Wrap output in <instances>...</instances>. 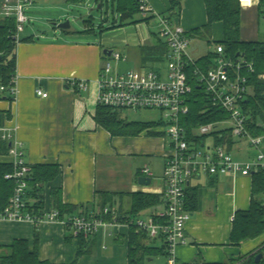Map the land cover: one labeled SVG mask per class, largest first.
Segmentation results:
<instances>
[{"label": "crops", "instance_id": "0c3cea01", "mask_svg": "<svg viewBox=\"0 0 264 264\" xmlns=\"http://www.w3.org/2000/svg\"><path fill=\"white\" fill-rule=\"evenodd\" d=\"M3 1L0 0V23L5 19L2 15ZM29 1L31 4L25 9L29 22L19 34L16 48V97L10 100L5 91H1L0 85V164L13 167L14 158L9 156L10 143L1 138L4 130H7L23 144L25 161L31 167L59 168V176L48 185L44 194L47 209H55L50 197L51 190L61 189L62 202L70 209H66V216L98 213L112 208L124 219L141 220L145 214H148L147 220L155 217L163 209L164 170L170 155L163 121H128L124 115L126 111H119V120L127 124H161L138 136L113 135L97 123L96 116L99 108L98 80L112 52H119L123 56V61L115 66L118 73H126L119 70L120 64L125 62L135 67L132 70H155L166 74L167 46L157 32V22L153 19L137 23L123 20L114 4L112 16L107 11L106 16L101 17L103 24L98 27L92 14L86 19L84 14L79 13L83 24L79 23L78 29L71 23L78 18L75 9L89 11L95 2L103 12L106 0ZM145 1L154 12L169 16L187 33L207 24L204 0H184L180 10L174 11H171V0ZM259 3V0H250L242 6V11L259 9ZM139 19L140 16L135 18ZM67 21L70 22L69 29L58 28L59 24ZM220 27L221 38L213 34L212 40H209L211 37L190 38L193 59L198 61L210 53H216L217 46L211 50V45L222 40L223 29ZM252 38L255 39L241 40L262 42L258 39V33ZM197 39L208 42H197ZM161 52L165 53L164 57H161ZM149 64L157 67L148 69L146 66ZM261 78L264 79V76ZM73 82H83L87 84V89H79L73 86ZM249 87L247 98L254 94L253 87ZM38 90L47 93L48 97L38 96ZM9 114L11 118L8 119ZM212 124L215 132L203 140V146L211 148L222 145L240 162L257 158V151L247 140L233 136L227 118ZM258 126L263 131L264 120H259ZM262 131L251 135L262 137ZM225 133L228 136L225 137ZM262 152L264 154V137ZM144 168L150 170L151 176L142 174ZM254 173L235 180L219 175L202 176L190 181L186 190L187 209L191 196H196V203H192L193 210L188 209L192 218L186 226L187 243L176 250L177 260L181 264H229L261 248L264 234L240 245L231 243L236 213L248 211L251 207ZM141 178H148L151 183L142 184ZM136 194L152 195L160 200L157 205L132 216ZM255 199L264 202V194ZM126 222L120 221L91 238L78 240L58 223L35 225L31 222L0 220V257L9 254L8 247L22 240L29 244L31 251L37 247L41 262L130 264V227ZM83 241L84 253L79 257V243ZM146 246L155 251L143 264H151L157 257H163V264H167L165 241L161 236L151 238L147 235Z\"/></svg>", "mask_w": 264, "mask_h": 264}, {"label": "built area", "instance_id": "2783aa9c", "mask_svg": "<svg viewBox=\"0 0 264 264\" xmlns=\"http://www.w3.org/2000/svg\"><path fill=\"white\" fill-rule=\"evenodd\" d=\"M15 2V3H14ZM260 2V0H259ZM29 0H4L2 15L4 18L15 19V39L29 22L26 7ZM242 6H245L241 0ZM141 15L153 17L157 22V32L165 40L167 46L166 74L155 70H132L118 73L115 66L123 61L119 52H112L105 62L98 80V105L114 111L155 110L162 114L166 127L170 155L164 170L165 190L163 192V209L155 217L147 221L129 220L127 225L135 227L138 233H146L151 238L161 236L165 241L167 264H181L176 257V250L186 245L185 231L192 213L187 209L186 190L195 178L229 176L232 179L247 177L259 168H264L262 137H254L247 129L248 117L242 104L249 95L248 76L254 73V63L244 56L233 59L226 55L223 46H217L214 66L203 72L196 66V60L190 54L191 39L184 28L175 23L169 16L159 15L140 0ZM194 67V76L212 106L219 108L228 115L227 121L233 136L247 140L257 151V158L249 162L237 161L222 145L206 148L203 140L215 132L214 124L200 126L193 131V140L189 139L188 131L182 125V118L189 112L188 99L192 93L189 70ZM17 77L10 88L1 87L13 97L17 95ZM73 86L86 90L87 84L73 82ZM37 95L47 98L48 94L41 90ZM264 133V130H263ZM1 138L10 143L9 156L14 158L12 173L5 179L15 183L14 194L8 206L0 211V220L14 222H31L38 225L42 222L63 225L75 239L91 238L103 229L116 226L118 213L110 208L91 214L61 215L57 209L45 208L42 213L30 211L28 194L33 181L32 167L25 161L24 146L7 130ZM142 174L151 176L148 168ZM111 216L108 221L107 216Z\"/></svg>", "mask_w": 264, "mask_h": 264}, {"label": "trees", "instance_id": "16d2710c", "mask_svg": "<svg viewBox=\"0 0 264 264\" xmlns=\"http://www.w3.org/2000/svg\"><path fill=\"white\" fill-rule=\"evenodd\" d=\"M81 2L84 0H74ZM184 0H171V11L179 9ZM207 12V24L201 28L188 32L189 38L200 37L208 38L214 24H220L223 29V38L216 42V46H223L227 56L238 59L244 56L248 61L254 63L255 71L248 76L249 86L254 89L253 96L247 98L242 104V108L248 117L247 129L250 134L262 131L258 126L259 120H264V42H245L241 40L242 27V5L241 0H204ZM116 10L121 14L123 20H131V23L139 21L148 22L153 19L152 16L144 18L141 15L140 0H113ZM264 6V0H260L259 10ZM140 16L141 19L135 20ZM165 16V15H164ZM16 32L15 19L5 18L0 23V85L1 87L10 88L13 79L16 77L17 58L16 48L19 40L15 39ZM210 37V36H209ZM162 48V47H161ZM163 52V51H162ZM162 52L160 54H162ZM165 53L161 55L164 57ZM216 54L210 53L206 57L198 60L196 66L203 72L214 66ZM192 93L188 99L190 112L182 118V125L188 131L189 139L193 140L192 131L200 126L220 122L228 118V115L217 107L212 106L204 90L198 86L194 74V67L189 70ZM5 91L8 98L13 97ZM118 112L109 108L99 106L96 121L103 128L113 135H131L138 136L142 132L156 127V123H125L118 118ZM6 118H11L7 115ZM5 119V118H4ZM3 119H1L2 121ZM263 132V131H262ZM228 136L227 133L224 135ZM230 143V140H229ZM32 183L28 194L31 207L30 211L40 214L46 208L45 192L49 184L59 176V168L56 166H37L32 167ZM14 171L12 166L0 164V211H3L14 194L15 183L12 180L5 179V176ZM49 185V186H48ZM264 194V168H259L253 174V200L250 210L237 212L233 221L231 234V243L240 245L241 243L254 240L264 234V202L256 200L255 197ZM61 189H52L50 197L52 206L61 212L63 216L67 206L62 202ZM160 198L152 195L136 194L132 216L138 214L141 210L153 207L158 204ZM192 203H196V196H191L189 200V210H193ZM105 208V207H104ZM102 208L101 211L104 209ZM112 209V208H110ZM70 210V209H69ZM118 213V212H117ZM87 214V213H83ZM90 214V213H88ZM119 221H129L130 218H122L119 214ZM110 221L111 216L106 218ZM83 238H78L81 240ZM146 233H138L135 227L130 226L129 241V260L130 264H143L145 260L154 253V249L146 246ZM84 241L79 243L78 256L84 253ZM9 248V254L0 257V264H50L41 262L38 257V250L35 246L31 251L26 241H16ZM166 251V246L164 252ZM167 254V252H165ZM262 255L259 262L256 257ZM73 264H77L76 262ZM229 264H264V244L261 248L247 256L239 258L237 261Z\"/></svg>", "mask_w": 264, "mask_h": 264}, {"label": "rangeland", "instance_id": "374dc122", "mask_svg": "<svg viewBox=\"0 0 264 264\" xmlns=\"http://www.w3.org/2000/svg\"><path fill=\"white\" fill-rule=\"evenodd\" d=\"M106 1H108V0H106ZM106 1L104 2V11L103 12L99 9L100 5L96 6L95 2H93V5L91 6V8H89L91 11L90 10L88 11V9H87V11L81 10V9H75V15L78 16V18H77V20L71 21L73 27L79 29L78 24L79 23L83 24L82 20H81L82 18L80 17L79 13L84 14V18H86V19H88L89 14H92V16L94 17V23L96 24V26L98 27V26L102 25L103 24L102 19H101L102 15L105 17L107 11H108L109 15L112 13V0H109L108 2H106ZM243 2L246 5L247 3L250 2V0H243ZM259 5H260V3H259ZM111 16L112 15H110V17ZM175 16L176 15H173V17H175ZM27 25L28 24H26V26ZM156 29H157V25H156ZM213 29H215V30H213ZM215 32H216V34H215ZM256 33L259 34L258 39L260 41L264 42V6L260 10L257 8H253V9H246V10L242 11L241 39L242 40L255 39L252 37H254ZM212 34L218 35L219 38H221L222 30H221V27L219 24H217V26L214 25L212 27L211 33L208 35V37L209 36L211 37V38H209V40H212V37H213ZM196 41L202 42V43L208 42L206 40L201 41L200 39H197ZM215 48H216V43L213 42L211 45V50H214ZM146 67H148V69H155L157 66L155 64L154 65L149 64ZM119 68H120L119 69L120 72H128V71H132V69H135V67L129 66V64L125 63V62H122L120 64ZM124 115L127 117L128 121L153 122V121H158L160 119L162 120V114L159 111H155V110H152V111H149V110L126 111V112H124ZM224 127H226V126H224ZM165 129H166V127H165ZM147 215L148 214H145L144 216H142L141 220L147 221ZM163 259H164L163 257H157L151 264H163Z\"/></svg>", "mask_w": 264, "mask_h": 264}, {"label": "water", "instance_id": "95a60500", "mask_svg": "<svg viewBox=\"0 0 264 264\" xmlns=\"http://www.w3.org/2000/svg\"><path fill=\"white\" fill-rule=\"evenodd\" d=\"M69 27H70V22L69 21L58 25V28L59 29H63V30L64 29H69ZM0 60H1V57H0ZM140 182L142 184H150L151 183V180L148 179V178H141L140 179ZM261 258H262V255L257 256L256 257V262H259L261 260Z\"/></svg>", "mask_w": 264, "mask_h": 264}]
</instances>
